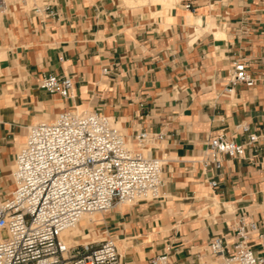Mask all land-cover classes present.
Segmentation results:
<instances>
[{
    "label": "crops",
    "instance_id": "0c3cea01",
    "mask_svg": "<svg viewBox=\"0 0 264 264\" xmlns=\"http://www.w3.org/2000/svg\"><path fill=\"white\" fill-rule=\"evenodd\" d=\"M122 3L53 0L51 16L10 4L0 16V200L15 190L14 163L34 124L64 110L99 111L133 145L143 131L165 136L151 148L164 160L161 198L103 218L123 264L164 253L169 264H202L212 238L233 242L241 215L264 226V0ZM240 59L256 83L228 93ZM49 74L71 77L73 97L41 89ZM221 134L246 151L218 169L209 142Z\"/></svg>",
    "mask_w": 264,
    "mask_h": 264
},
{
    "label": "built area",
    "instance_id": "2783aa9c",
    "mask_svg": "<svg viewBox=\"0 0 264 264\" xmlns=\"http://www.w3.org/2000/svg\"><path fill=\"white\" fill-rule=\"evenodd\" d=\"M9 1L0 0L1 14ZM42 10L53 15L49 4ZM103 73L111 69L105 67ZM255 83L247 62L234 61L226 91ZM39 85L63 100L72 98L75 88L71 77L56 74L44 76ZM164 138L160 132L143 131L133 145L115 120L99 111L64 110L52 121L34 124L14 163L15 190L0 200V264H123L117 241L108 232H103L107 238L86 244H70L64 234L85 216L161 198L164 160L153 156L151 148ZM257 139L251 135L249 143ZM245 151V144L225 134L209 142L218 169L224 157L241 158ZM210 185L215 190L219 183L214 179ZM233 234V242L212 238L202 264H264V226L241 215ZM169 261L164 253L151 264Z\"/></svg>",
    "mask_w": 264,
    "mask_h": 264
},
{
    "label": "rangeland",
    "instance_id": "374dc122",
    "mask_svg": "<svg viewBox=\"0 0 264 264\" xmlns=\"http://www.w3.org/2000/svg\"><path fill=\"white\" fill-rule=\"evenodd\" d=\"M53 0H27L26 3H28L27 5H25L23 3L22 0H10L9 1V4H16L18 5L19 7H21L22 9L26 10V11H31L32 9L36 8V7H39V8H44V6L46 4H48L49 2H51ZM122 2V0H121ZM123 4V3H122ZM125 6V5H124ZM127 7V5L125 6ZM129 9H134V10H138L140 8H135V7H127ZM146 9L148 8H153V9H156V8H160V6H146L145 7ZM0 16H2V14L0 13ZM107 215V214H106ZM106 215H94L93 217H95L97 219V221L95 223H93L92 225H89L87 229H85L82 234L80 233L77 237H80L82 236L83 237V234H92L89 238H88V242L89 241H92V240H100V239H104V238H107V236L105 234H103V229H101V226L102 224L104 223L103 221V218L106 216ZM100 220H102V223L100 222ZM83 224H81V227H82ZM94 234V236H93ZM3 237L4 238H7L8 237V234L7 232H3ZM76 240H81V239H77L75 237ZM84 239V238H83ZM87 242V243H88Z\"/></svg>",
    "mask_w": 264,
    "mask_h": 264
},
{
    "label": "bare ground",
    "instance_id": "6f19581e",
    "mask_svg": "<svg viewBox=\"0 0 264 264\" xmlns=\"http://www.w3.org/2000/svg\"><path fill=\"white\" fill-rule=\"evenodd\" d=\"M22 1L23 3H26L27 0H22ZM122 1L128 7H140V6H149V5L150 6H156V5L164 6L167 1H172V0H122ZM93 216H85L78 226L71 228L65 232L64 235L66 236L70 244H86L88 242V238L92 234H88V233L83 234L84 239L82 240H76L75 237H77L80 233L82 234V232L85 229H87L89 225H92L93 223L97 221V219ZM81 224H83L82 227H81Z\"/></svg>",
    "mask_w": 264,
    "mask_h": 264
}]
</instances>
